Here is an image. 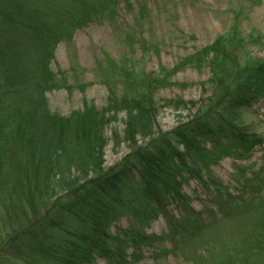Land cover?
<instances>
[{"label": "trees", "instance_id": "obj_1", "mask_svg": "<svg viewBox=\"0 0 264 264\" xmlns=\"http://www.w3.org/2000/svg\"><path fill=\"white\" fill-rule=\"evenodd\" d=\"M52 4L0 0V264H92L97 257L107 264H131L144 248L165 239L179 252L180 246H190L202 229L211 226L209 219H214L215 212L203 216L191 209L177 179L190 164L219 160L234 149L244 156L261 144L260 135L248 132L240 118L242 108L264 91V62L239 66L236 52L220 51L218 39L184 58L182 64L188 61L196 68L208 64L210 95L199 101L189 119L170 130H161L155 123L152 91L167 83L172 70L154 74L117 68L115 73L125 81L120 95L110 90L104 108L84 101L81 110L61 117L49 111L46 93L68 88L66 76L51 72L48 61L66 28L80 26L97 12L82 3L83 15L74 10L68 22L61 10L66 0ZM50 6L55 16L46 26ZM23 10H31L33 19L20 26L27 23L32 36H12L10 28L19 17L24 19ZM20 41L34 50L35 62H19L15 45ZM207 55L210 60L204 61ZM227 59L229 66H224ZM167 104L175 111L197 105L181 99ZM118 114H124L122 133L110 126ZM109 143L113 149L124 144L128 152L105 169L103 157ZM25 168L27 178L19 180L16 173ZM242 182L238 196L201 184L216 211L231 212L228 219L246 214L250 204L252 210L259 207L248 204L244 195L264 189V164ZM17 192L25 203L13 200ZM147 210L163 215L166 236L143 233ZM122 214L136 218V224L114 234L110 224ZM127 250H131L130 260ZM214 251L201 255L202 259L211 264H246L229 257L217 262L220 255L214 256ZM220 252L225 254L223 249Z\"/></svg>", "mask_w": 264, "mask_h": 264}, {"label": "rangeland", "instance_id": "obj_2", "mask_svg": "<svg viewBox=\"0 0 264 264\" xmlns=\"http://www.w3.org/2000/svg\"><path fill=\"white\" fill-rule=\"evenodd\" d=\"M48 1L51 4L65 2ZM82 3L85 9L91 7L97 14L80 26L74 25L69 31L66 28L57 39L52 58L48 61L51 72H63L66 76L68 88L46 93L49 111L61 117L81 110L84 101L93 102L97 109L104 108L110 90L120 95L125 81L115 73L117 68L129 67L136 72L154 74L161 73V70H172L167 83L152 91L153 103L157 107L155 123L161 130H170L179 121L189 119L196 112L199 101L210 95L208 64L203 63L200 68H196L188 61L182 64L184 58L218 39L222 43L220 51L236 52L239 66L255 60L264 62V0H66V5L61 8L64 19L70 22L69 14H73L74 10L83 15ZM30 12L21 11L24 19L19 17L10 28L12 36L21 33L26 37L31 33L32 36L31 27H27L28 21L33 19ZM45 15L46 26H49L55 16L53 6L49 7ZM23 21L27 23L20 26ZM15 49L22 65L35 62L37 55L32 52L31 46L20 41L16 43ZM209 55L204 61L210 60ZM224 62V66H229L228 59ZM22 69L33 71L36 67ZM178 99L186 103L194 101L197 105L175 111L167 101ZM242 109L241 122L248 132L260 135L261 144L252 147L244 156L234 149L229 156L219 160L190 164L182 169L177 179L180 182L179 191L188 197L191 209L203 216H207L209 211L215 212L212 215L214 219H209L211 226L202 229L190 246H180L185 248H179V252L173 250L170 239L144 248L141 256L133 262L130 260L131 250H127V260L131 264H211L204 261L201 255H210L213 249L216 250L214 256L220 255L217 262L228 261L229 257L233 262L264 264V211L261 210L264 207V189L261 188L256 194L247 191L244 195L248 204L251 202L259 207L252 210L250 204L245 209L246 214L225 219L231 212L221 215L219 210L216 211V206L209 201L207 189L201 184H207L206 188H222V191L224 189L230 195L238 196L244 178L250 177L264 164V91L257 101ZM123 118L124 114H118L116 121L110 125L120 133ZM109 132L110 128L107 129V137ZM127 152L124 144L113 149L109 143L102 167H113ZM26 170L29 169L17 171L19 180L27 178ZM13 198L14 201L25 203L19 192L14 193ZM145 213H148V217L141 227L143 233L147 236H166L168 227L163 215L150 214L148 210ZM117 219L109 227L114 234L119 229L124 230L136 224V218L131 215L122 214ZM92 264L107 262L97 257Z\"/></svg>", "mask_w": 264, "mask_h": 264}]
</instances>
